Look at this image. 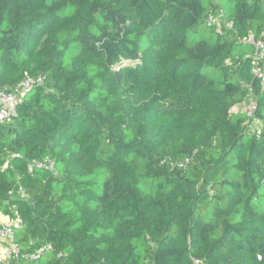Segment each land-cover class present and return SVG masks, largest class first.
Listing matches in <instances>:
<instances>
[{"label":"trees","instance_id":"16d2710c","mask_svg":"<svg viewBox=\"0 0 264 264\" xmlns=\"http://www.w3.org/2000/svg\"><path fill=\"white\" fill-rule=\"evenodd\" d=\"M251 33L264 0H0V89L46 76L0 125V211L21 213L23 250L51 243L39 264H264ZM251 93L253 115L235 110ZM45 158L58 175L28 172ZM20 185L29 198L9 193Z\"/></svg>","mask_w":264,"mask_h":264},{"label":"built area","instance_id":"2783aa9c","mask_svg":"<svg viewBox=\"0 0 264 264\" xmlns=\"http://www.w3.org/2000/svg\"><path fill=\"white\" fill-rule=\"evenodd\" d=\"M222 16V11L210 14L209 23L220 26ZM226 26L233 27V23L226 22ZM243 42L250 43L255 47L252 55L253 74L256 78H260L264 84V33L259 37L251 33ZM45 81V75L31 76L26 74V77L13 88L0 89V125L13 123L18 114V104L31 90L36 86L43 85ZM247 100L252 104L248 106L246 111L249 115H253L257 107L256 99L251 93ZM36 169L48 170L55 175L59 174L55 162L50 158L31 161L28 172L33 174ZM9 193L24 199L30 197L29 192L21 185L17 190L12 189ZM23 225V217L18 210H14L13 214L10 215L0 211V264H30L29 261L39 264L49 253L54 251V246L51 243H46L34 251H24L17 239V230L21 229ZM57 256L62 257L63 253H57ZM198 262L196 261V263Z\"/></svg>","mask_w":264,"mask_h":264},{"label":"rangeland","instance_id":"374dc122","mask_svg":"<svg viewBox=\"0 0 264 264\" xmlns=\"http://www.w3.org/2000/svg\"><path fill=\"white\" fill-rule=\"evenodd\" d=\"M213 2L215 3L216 0H213ZM252 103L249 102L248 100L246 102H244L242 105H239L237 108H235V110H246L248 108L249 105H251Z\"/></svg>","mask_w":264,"mask_h":264}]
</instances>
